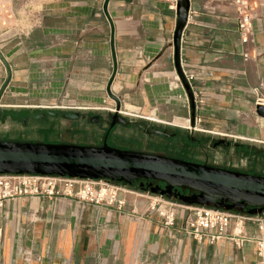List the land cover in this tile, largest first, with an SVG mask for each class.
<instances>
[{"label":"crops","instance_id":"1","mask_svg":"<svg viewBox=\"0 0 264 264\" xmlns=\"http://www.w3.org/2000/svg\"><path fill=\"white\" fill-rule=\"evenodd\" d=\"M0 0V51L11 78L0 100L2 114L52 106L114 108L106 86L113 70L104 0ZM218 0H190L180 66L194 109L176 86L172 37L174 0H109L116 73L110 92L121 115L181 122L191 114L221 136L264 141V121L248 92L264 84V8L252 27L261 54L244 61L234 11ZM6 71L0 62V87ZM51 106V107H50ZM5 108L6 110H2ZM112 113V112H111ZM126 211L77 206L67 198H20L0 208V264H254V245H198L183 232L184 214L172 229L146 211L147 200L123 196ZM244 233L257 236L254 224ZM116 246L117 254H112ZM134 258V259H133Z\"/></svg>","mask_w":264,"mask_h":264},{"label":"water","instance_id":"2","mask_svg":"<svg viewBox=\"0 0 264 264\" xmlns=\"http://www.w3.org/2000/svg\"><path fill=\"white\" fill-rule=\"evenodd\" d=\"M109 0H104L103 13L110 27V47L113 70L106 86L109 98L115 102L114 112H106L103 118L97 114L74 110L41 109L24 112L20 118L26 126L28 121H40L46 117L75 121L86 116L98 123L106 121L108 130L100 146L52 143L0 138V174H37L67 176L80 179H106L125 186L133 182L153 181L149 185L152 194L174 198L186 205L209 207L214 210L235 211L256 215L264 213V176L237 170H230L207 163L191 162L184 159L155 154L148 151L120 149L107 143L110 129L114 125L135 128L148 136L171 138L176 133L150 127L141 121H130L120 115V102L110 92L116 73L114 56V27L107 13ZM190 0H175V27L172 37L173 63L178 79L184 88L191 108L194 100L189 83L180 66L181 37L186 27ZM0 62L6 71V78L0 87V100L11 78L10 66L0 51ZM22 112V111H21ZM20 112L2 115L13 117ZM255 114L264 119V106L256 105ZM194 114L190 121L193 122ZM228 146L225 140H219Z\"/></svg>","mask_w":264,"mask_h":264},{"label":"built area","instance_id":"3","mask_svg":"<svg viewBox=\"0 0 264 264\" xmlns=\"http://www.w3.org/2000/svg\"><path fill=\"white\" fill-rule=\"evenodd\" d=\"M218 1L224 2L226 6L234 11V21L242 45L241 56L243 60L248 61L251 58V53L255 58L260 56L261 52L256 47L252 27L256 14L252 8L251 0ZM182 72L188 83L196 75L192 72ZM175 83L176 86L181 85L177 76H175ZM248 92L254 97L256 105L264 106V84L261 83L259 86L251 88ZM193 100L202 103L201 98L193 97ZM97 110L114 112V108L107 107ZM146 118L148 119H144L147 121L161 125H180L179 127L190 131L208 132L201 127L203 122L199 116H194L192 123L190 118H184L179 125L172 124L175 120L168 122L155 118ZM261 119L264 121L263 118ZM236 139L244 140L240 137ZM125 187L106 179H80L37 174H0V208L7 202L20 198H67L81 208L87 205L104 206L105 208L115 207L119 212H125V214L139 218L141 216L144 217V214H138L135 208L130 211L125 209L126 202L123 196L134 194L147 200L146 211L148 214L157 215L165 228L172 229L175 226L178 211H181L185 216L183 232L196 244L218 246L224 243H232L239 249L242 248L244 243L250 242L254 245L256 258L254 264H264V213L249 215L235 211L214 210L204 206L186 205L160 195L137 194ZM247 223L256 226L257 236L252 238L244 233V226ZM112 254L115 258L117 254L116 246H113ZM136 257L134 264H146V260L141 258L138 253Z\"/></svg>","mask_w":264,"mask_h":264},{"label":"rangeland","instance_id":"4","mask_svg":"<svg viewBox=\"0 0 264 264\" xmlns=\"http://www.w3.org/2000/svg\"><path fill=\"white\" fill-rule=\"evenodd\" d=\"M19 3L21 7L25 2L23 0H19ZM217 3L228 7L224 2ZM251 4L254 13L264 8V0H251ZM71 105L73 104L65 106V108L52 106V109L74 110L89 114L96 113L100 116H104L106 112H109L106 110H97L105 107L96 109L88 107H74ZM2 110L6 109L2 108ZM8 110L30 112L34 109L14 108ZM121 116L130 121H141L150 127L165 129L170 133L174 132L177 136L171 138L148 136L144 132L135 128L120 126L115 128L112 132L111 139L109 140V144L112 147L148 151L191 162L207 163L225 169L256 173L264 176V141L262 140L259 142L241 141L233 137L221 136L217 130H213L211 128H204L208 132L201 133L179 127V124L181 123H178L177 121L172 124H178L179 126H167L147 121L144 119L146 117H137L132 115ZM105 129V127H99L93 123L70 121L51 117H46L40 121H32L27 123L26 126H23V124L20 125L16 122L15 119L8 117L3 121V123L0 122V138L8 140H28L46 143L58 142L76 145L100 146ZM197 140H199L200 143ZM217 140H225L229 145H213V142H216ZM118 184L122 185L120 183ZM138 187L139 186L137 184H133L131 186H126L125 188L136 192L137 194L153 195L150 191L139 190ZM170 199L175 202H180L174 198ZM182 214L183 212L178 211L177 216ZM136 259L137 257L135 260ZM145 262L148 264V261Z\"/></svg>","mask_w":264,"mask_h":264},{"label":"flooded vegetation","instance_id":"5","mask_svg":"<svg viewBox=\"0 0 264 264\" xmlns=\"http://www.w3.org/2000/svg\"><path fill=\"white\" fill-rule=\"evenodd\" d=\"M97 115H98V117L100 116L99 114H97ZM22 116H24V112H20L19 114H15L13 117L9 116L8 114L5 115V116L2 115V118H3V120H5L8 117L13 118V119H15L16 122H18L21 125L20 118ZM99 118H103V117L100 116ZM75 121H82V122H85V123H93L96 126L105 127L106 129H105L104 136H103V140L101 141V143L104 141L105 133H106V131L109 128L108 127V123H106V121H103L102 123H100V122L98 123V121L96 119H94V118H91V121H89V117L88 116H86L84 118H81V119H78V120H75ZM30 122H32V121H28V123H30ZM117 127H120V126L119 125H114L110 129L109 134H108V137L106 139L107 143H109V140L111 139V135H112L113 130L115 128H117ZM197 141L200 143L199 140H197ZM213 143H214L213 145H215V146L216 145L223 146L221 143H219V140H217L216 142H213ZM133 184H137L140 188H145V189L148 188L149 185H151V186H156L157 185L156 182H153V181H143V180H139V181L133 182Z\"/></svg>","mask_w":264,"mask_h":264},{"label":"trees","instance_id":"6","mask_svg":"<svg viewBox=\"0 0 264 264\" xmlns=\"http://www.w3.org/2000/svg\"><path fill=\"white\" fill-rule=\"evenodd\" d=\"M138 189H139V190H145V191H149V189H148V188H146V189H145V188H140V187H138Z\"/></svg>","mask_w":264,"mask_h":264},{"label":"bare ground","instance_id":"7","mask_svg":"<svg viewBox=\"0 0 264 264\" xmlns=\"http://www.w3.org/2000/svg\"><path fill=\"white\" fill-rule=\"evenodd\" d=\"M145 119H147V118H145Z\"/></svg>","mask_w":264,"mask_h":264}]
</instances>
